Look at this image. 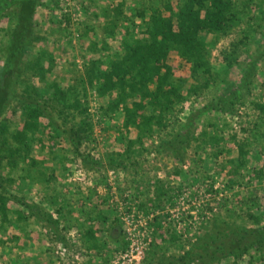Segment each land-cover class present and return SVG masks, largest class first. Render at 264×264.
Wrapping results in <instances>:
<instances>
[{"label":"rangeland","instance_id":"rangeland-1","mask_svg":"<svg viewBox=\"0 0 264 264\" xmlns=\"http://www.w3.org/2000/svg\"><path fill=\"white\" fill-rule=\"evenodd\" d=\"M164 1L0 0V264H264V0L205 39L197 74L171 67L150 137L96 94ZM216 233L242 243L222 255Z\"/></svg>","mask_w":264,"mask_h":264},{"label":"trees","instance_id":"trees-1","mask_svg":"<svg viewBox=\"0 0 264 264\" xmlns=\"http://www.w3.org/2000/svg\"><path fill=\"white\" fill-rule=\"evenodd\" d=\"M24 6L27 9L29 2ZM239 6H243V0H166L155 3L144 11L141 9L143 18L145 12L148 13L142 21L143 30L139 36L132 43L124 45L123 54L110 60L104 71L94 78L97 82V96L111 99L110 111L120 107L125 132L134 129L138 130V136L142 133L145 137H150L161 127L164 112L158 109L155 116L157 106L162 108V103L170 102V98L180 97V83L171 80V67L182 65L190 77L197 74L205 65V51L208 49L205 39L217 32H224L233 25L236 21L235 15L240 14ZM169 60H172L171 64L168 63ZM70 107L74 109L76 104L73 103ZM259 109L263 116L259 134L260 139L264 140V103ZM15 136L20 138L19 132ZM126 142L129 147L137 140L126 139ZM259 142L255 146L256 152L262 149ZM153 188L155 197L152 208L162 212L165 210L162 198L166 196L167 190L162 183L154 185ZM7 214L0 202V218H8ZM94 226L95 223L90 220L84 228L90 240L93 239L91 230ZM216 234L209 238L214 241L215 238L221 240L223 248L216 251L223 252L222 255L226 249L235 250L242 243V237L231 240V233Z\"/></svg>","mask_w":264,"mask_h":264}]
</instances>
